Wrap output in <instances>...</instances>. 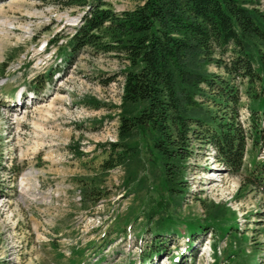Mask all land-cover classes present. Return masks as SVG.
Returning <instances> with one entry per match:
<instances>
[{
	"label": "rangeland",
	"instance_id": "obj_1",
	"mask_svg": "<svg viewBox=\"0 0 264 264\" xmlns=\"http://www.w3.org/2000/svg\"><path fill=\"white\" fill-rule=\"evenodd\" d=\"M52 1L0 0V264L262 263L264 192L242 176L264 164V146L247 140L237 174L195 149L178 198L142 132L124 139L122 164L104 169L119 140L125 63L88 48L69 57L83 8ZM104 1L114 12L141 2ZM235 85L246 128L256 88ZM161 228L170 234L154 243Z\"/></svg>",
	"mask_w": 264,
	"mask_h": 264
},
{
	"label": "trees",
	"instance_id": "obj_2",
	"mask_svg": "<svg viewBox=\"0 0 264 264\" xmlns=\"http://www.w3.org/2000/svg\"><path fill=\"white\" fill-rule=\"evenodd\" d=\"M52 2L83 8L67 42L69 57L88 48L125 63L119 140L109 142L104 169L122 164L130 149L124 139L142 132L161 159L170 196L178 198L188 188L185 174L195 149L209 148L214 162L237 174L247 140L264 146V12L256 2L141 0L120 12L104 0ZM237 80L255 86L252 99L259 101L249 108L246 128L238 118ZM242 183L264 192V164L250 168ZM168 233L155 229L160 239L154 243Z\"/></svg>",
	"mask_w": 264,
	"mask_h": 264
}]
</instances>
